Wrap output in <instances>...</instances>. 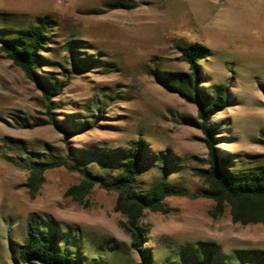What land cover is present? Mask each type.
<instances>
[{"label": "rangeland", "instance_id": "obj_1", "mask_svg": "<svg viewBox=\"0 0 264 264\" xmlns=\"http://www.w3.org/2000/svg\"><path fill=\"white\" fill-rule=\"evenodd\" d=\"M45 16L55 22L39 70L54 87L51 112L0 49V264H22L29 218L56 227L88 263L139 264L125 218L114 210L116 192L95 187L81 202L67 197L81 175L64 167L48 170L35 196L26 187L32 161L70 157L101 175L111 171L106 153L139 139L149 160L138 188L166 172L176 193L165 200L168 213L146 212L142 220L156 264H192L200 243L214 247L211 264L240 250L264 255L263 225L233 223L228 207L211 216L214 201L202 195L207 149L187 122L197 108L157 79L190 73L186 46L208 47L200 87L230 93V105L211 120L221 133L217 147L238 168L264 166V0H0V38ZM72 41L78 57L97 61L73 65Z\"/></svg>", "mask_w": 264, "mask_h": 264}, {"label": "trees", "instance_id": "obj_2", "mask_svg": "<svg viewBox=\"0 0 264 264\" xmlns=\"http://www.w3.org/2000/svg\"><path fill=\"white\" fill-rule=\"evenodd\" d=\"M54 27L55 22L51 17H40L29 28L15 30L0 38L1 52L41 90L48 102L49 112L52 109L49 96L53 94L51 90L54 87L51 78L40 74L39 70L44 61L42 54L50 42ZM68 44L67 51L73 65L79 61L84 66H90L97 61L95 57H78L76 54L81 52L79 47L74 41ZM209 52L208 47L199 43L186 46L181 53L184 61L189 64L190 73H171L157 79L167 91L177 94L197 108V119H188L187 122L201 131L207 149L208 167L202 174L206 189L202 195L214 201L211 216H221L228 207L233 223L264 226V166L238 168L233 155L225 154L217 147L221 138L218 135L221 133L212 126L211 120L230 105V93L225 86H214L210 92H205L200 87L202 73L199 61L206 58ZM49 122L56 125L52 118ZM104 156L111 171L101 175L91 173L85 165L72 163L70 157L54 161H32L26 187L35 196L45 181V173L64 167L81 175L80 182L66 191L67 197L81 202L95 187L116 192L114 210L125 218L124 227L130 234L133 250L140 257L139 264H156L152 254L145 248L147 235L142 227V220L146 212L168 213L165 200L176 194L175 190L168 184L166 172L147 190L138 188L137 176L149 160L143 139L132 142L127 151L119 154L106 153ZM46 226L48 223L42 224L33 218L27 220L25 241L18 250V259L22 264H103L97 260L88 263L79 251L68 249L56 227ZM213 249L212 245H195L191 249L190 263L211 264L216 255ZM216 264H264V255L240 250L220 257Z\"/></svg>", "mask_w": 264, "mask_h": 264}]
</instances>
